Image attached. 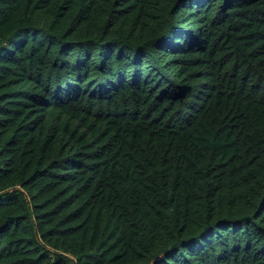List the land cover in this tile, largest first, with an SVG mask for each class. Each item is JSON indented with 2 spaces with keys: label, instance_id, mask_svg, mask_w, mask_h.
Listing matches in <instances>:
<instances>
[{
  "label": "trees",
  "instance_id": "trees-1",
  "mask_svg": "<svg viewBox=\"0 0 264 264\" xmlns=\"http://www.w3.org/2000/svg\"><path fill=\"white\" fill-rule=\"evenodd\" d=\"M0 264H264V0H0Z\"/></svg>",
  "mask_w": 264,
  "mask_h": 264
}]
</instances>
